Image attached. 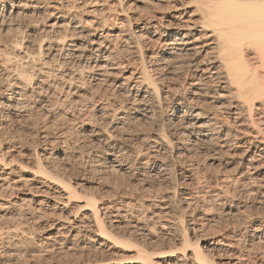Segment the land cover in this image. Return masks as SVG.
Listing matches in <instances>:
<instances>
[{"label":"bare ground","instance_id":"bare-ground-1","mask_svg":"<svg viewBox=\"0 0 264 264\" xmlns=\"http://www.w3.org/2000/svg\"><path fill=\"white\" fill-rule=\"evenodd\" d=\"M76 1H79L74 5L76 9L93 2ZM137 1L155 4L154 0ZM158 1L167 3L164 8L172 9L173 14H168L165 21L161 20L163 15H159L153 19V25L150 18L140 16H124L119 22L131 25L134 20L137 22L134 32L139 36L144 32L158 35L153 45L162 43L151 66L144 64L142 53L140 68H132L128 75H118L125 63L115 61L118 56L108 43L109 30H105L110 21L117 20V13L130 9L129 1L112 0L104 9H89L91 19L83 21L70 14L71 8L62 9L61 1H57L50 6L56 11L53 21L34 33L39 43L28 45L24 40L11 43L12 58H18L22 68L10 65L15 59L11 62L9 55L3 57L5 63L11 62L8 67L3 60V64L0 63L7 67L3 75L8 80L0 90V128L25 120L27 116L26 98L30 93L27 89L31 88L34 76L32 72L27 76L28 67L37 66V72L46 77L54 75L66 79V75L70 82L65 89L67 92H71L70 87L84 74L98 82L111 79V100L106 93L107 98L100 94L96 99L89 94L94 115H97L80 126L105 145V157L101 162L92 163L89 170L97 174L99 180L127 175L128 182L125 188L122 184L112 192L106 184L99 186L100 192H86L84 186L92 181L84 177L72 180L67 174L46 171L42 168V156L63 157L67 148L63 145L64 137H51L53 134L50 136L42 130L37 133V144L43 145L44 151L35 154L37 174H18L12 167L14 156L9 154L15 145L4 150L0 140V197L7 199L0 200V211L8 216L18 214L25 221L41 225L43 233L39 243L48 248L83 253L96 249L95 244L106 246L111 235L118 231L124 240L116 238L117 242L125 245L131 242L134 247L135 256L127 262L96 257L80 264H245L248 260L235 249L239 241L232 231L200 245L199 241L205 239L200 238L199 233L207 226V221L199 222L200 216L193 212L204 197L220 196L219 187H238L264 202V8L260 0H255L253 5L245 4L244 0H156V3ZM28 2L0 0V27L7 32L18 29L23 11L38 5ZM92 20H96L93 29H84V24ZM150 28H154L153 31ZM117 34H112L111 38ZM35 53L43 57L38 62L31 58ZM163 82L168 83L165 88L160 87ZM178 89H181L180 94H177ZM163 99H170L171 104L159 128L146 134L128 132L133 120L138 122L154 116L153 105L159 106ZM200 158L207 159L208 165H221L222 161L233 163V175L214 181L205 175V182L197 185L198 174L193 173L199 172L195 159ZM174 162L183 165L173 184L180 187L173 193L174 200L156 193L146 198L143 192L147 183L168 176L169 165ZM193 186L210 187L215 193L212 196L208 195L209 190L194 192L187 188ZM231 209L233 206L227 207ZM258 219L247 237L251 246L256 243L263 247L264 214ZM16 232L7 229L0 233V238L18 237ZM158 236L172 237L184 248L145 245V239ZM254 264L264 262L258 260Z\"/></svg>","mask_w":264,"mask_h":264},{"label":"rangeland","instance_id":"rangeland-1","mask_svg":"<svg viewBox=\"0 0 264 264\" xmlns=\"http://www.w3.org/2000/svg\"><path fill=\"white\" fill-rule=\"evenodd\" d=\"M28 1H29L28 3L30 4H36V5L38 4V5L36 7L37 9L26 8L23 11V14L20 17V21H19L21 23L20 26L21 30L19 27L18 29L13 28L12 30L7 32L6 28L3 29L0 27V63L2 60L4 62L5 58L3 57L8 55H9L8 57L11 58L10 61L11 60L13 61L15 59V61H13L14 64H12L13 63L12 61H11L12 63L10 61H8L7 63L4 62L7 65V67L11 63L10 65H13L14 67L17 66L20 69L22 68L20 63L21 61L18 60V58L16 57L12 58L14 57V54L12 53L13 49L11 46L12 44H14V41L24 40L23 43L29 42L28 45H30V42H34V43L40 42L39 40H37L38 36L34 33L38 32V30L42 26H45L47 25V23L53 21L52 17L53 14L56 13V11L53 9V7H50L51 4L56 3L57 1L58 2L61 1L60 3H62L63 6L62 9L71 8L70 14H72L73 17L74 16L75 17L78 16L77 18L81 17L80 19L83 21L85 19H89V20L91 19L90 16L92 15V13L89 12L87 13L89 9H90L89 11L93 9L99 10L100 8L104 9L108 5L106 4L107 2L112 3L111 2L112 0H103V1L93 0V2H89L88 4L83 5L76 9L74 5H77L79 3V1L76 0H56V1L28 0ZM128 1H129L128 4H130L128 9L129 8L130 9L127 12L117 13L116 16L117 20L113 22L110 21V24H108L107 27L108 29L105 30V31L109 30V34H107L109 37L108 43L109 45H111L113 52L118 56V59L115 61L116 62L118 61L119 63H125L124 64L125 66L123 67L124 69H121L120 73H118V75L120 74V76L122 74L128 75L129 72L134 67L137 69L140 68L141 61L139 56H141L142 53L145 59L144 64L145 65L147 64L146 66H151L153 56L158 52V48L160 44H162L159 43L156 44L155 46L153 45L156 43V40L158 39L157 38L158 35L153 36L151 33L144 32L143 35L139 36L138 32H134L136 30L135 26L137 24V22H135L134 20L132 21L131 25H129L126 22L123 23L124 25L119 24L120 20H122L124 16H131L132 18L134 17L138 18L140 16L141 18L142 17L150 18V20H152L150 22L153 25L155 23V20L153 19L158 18L159 15H163L161 20L165 21L167 19L166 16L168 14L170 13L173 14L171 8H167V9L166 7L164 8V5L167 3H163V2L160 3L159 1L158 3H156V0H154L155 4L153 3L142 4L137 0H125V2ZM70 5L71 7H69ZM135 5L136 8L134 7ZM152 16H156V17H152ZM95 21L96 20H92L91 22L89 21L87 24H84L85 28L84 27L83 28L86 30L93 29V26L96 25ZM116 23H118L119 25H116ZM139 25L142 24L139 23ZM118 26L119 27L122 26V27L119 29ZM150 29L153 31L154 28H150ZM115 33H119V35L117 34L115 37H113L114 39L111 38L112 34L114 36ZM24 46L25 45L22 44L23 50H24ZM28 50H30L29 47ZM41 57L42 56L39 53L31 54V58L35 62H38ZM3 62L1 64H3ZM5 64L3 66L0 65V71L2 73L1 75L2 77L0 76V87H1L0 90L3 89L5 84H7L8 82L7 76H5V74L3 75V72L5 73L6 72L5 70L7 68L4 67L6 66ZM51 65H55V64L51 62ZM35 68H37V66H35L34 68L33 66H31V68L30 67L27 68V70H29L30 72L27 70L25 71L27 73V76L31 72H32V76L34 74V76L32 77L33 80L31 81L32 82L31 88L27 89L28 93L29 91L30 93L26 98L27 102H26L25 112L27 116L25 117V120L23 118L22 119L23 121L19 120V121H15V123L14 122L8 123L4 127L0 128V140L3 141L1 146L5 147L4 150L7 148V146L15 145L13 147L14 149H12V151H10L9 153L12 154V156H14L16 162L13 163L14 165H12V167H14L16 171L18 170L17 173L18 174L20 173V175L27 176L33 173L34 174L38 173L37 164L35 162L37 160V157H35L36 156L35 154L43 150V145H41L40 143L37 144V133L43 130L49 132L50 136L53 134L51 137H54V135L64 137L65 143L63 145L67 148V149L65 148L66 152H65V156L63 157L47 158L45 156H42L41 159L42 168H44L46 171L51 173H59V174L63 173V175L67 174L66 176L69 177L71 176L72 180L81 179L84 177L90 180V182L92 181L91 183H88L87 185L84 186V190L86 192H98L100 188L99 186L105 184L106 186H108V190L111 189L110 192H112L115 188H117V186H122V184H123L122 187L126 186L128 182L127 175L121 177L107 176L105 178L100 179L101 182L99 183V185L98 183H96L100 181L99 177L97 174L92 173L89 170V168L90 165L95 161L101 162V160H103V158L106 155L105 145L103 142L99 143L95 138L89 136L86 130L80 126L81 123L84 121H89V122L92 121L94 117L97 115V114L94 115L95 113H94V109L92 108V102H91V98H89L90 96L89 94H92L95 99L97 96L100 97V94H104V96L102 95L104 98L106 97V95H108L107 97L109 98V100H111L110 98L112 91L110 89L111 87L109 86V82L111 81V79L110 81L106 80L104 82L103 81L98 82L97 80L95 81L94 79L93 80L90 79L88 75L84 74L83 77L79 78L78 81H75L74 85L70 87L71 92L70 91L67 92L66 90L68 89L67 84L69 80L68 81L66 80L67 79L66 75L64 76V78L66 79H63L60 76L56 77L54 75H50L46 77L45 74L38 73L37 69ZM68 71L69 70H66L65 72L68 73ZM115 71L116 70H114V72ZM59 72L60 71H58V73ZM96 77H98V75H96ZM119 78L120 77H118V79ZM38 80L41 81L38 82ZM160 84L162 86H160ZM160 84H159L160 87L165 88L164 85H167L168 83L163 82ZM39 88L40 89L43 88V89L40 90ZM32 90L35 91L31 92ZM37 91H42V92H37ZM74 91L75 93L72 94V92ZM180 93H181V89L180 90L178 89L177 94ZM158 104L159 106L157 104L153 105L155 111L154 112L155 115L154 114L153 115L156 118L152 116L148 120L144 119L143 121H141L142 120L141 118L139 119L140 122L139 121L137 122V120H133L131 122L130 130L128 129L129 130L128 132L129 133L137 132L140 134H146L159 128L160 125L163 124L162 122L165 120V117L170 111L169 105L171 104V101L170 99H163L161 100V103ZM20 152L24 154H21ZM43 152L44 151H42V153ZM223 159L225 161L227 160L225 157ZM195 160H196V164L198 165V171H199L198 173L195 172L193 173L194 176L198 174L196 176L197 185L203 184L207 179V177L208 179L210 178L212 181H214L215 178H219V177L222 178L227 175L229 176L233 175V170H234V168H232V166L234 165L233 163L225 164L222 161L221 164L222 166L218 165L217 163L208 165L209 163L207 159L200 158ZM18 164L19 166L21 165L22 170L21 167L19 168ZM182 166L183 165L180 164L179 162L171 163L168 168L169 169L168 176L160 179H154L152 181L150 180L147 183L148 187L146 186L147 189L144 190L143 195H145L146 198H148L149 195L156 193L157 195L167 196V198L168 196H170V199L168 200L173 201L174 200L173 193L176 190L177 191L180 190L179 189L180 187H175L173 186V184L175 182V178L179 177L178 172L181 171L180 169L183 168ZM39 174L38 176H40ZM197 185L195 184V186ZM195 186L187 187V188H189V190L194 192L202 191V190L205 191L207 190L206 192H208L209 190L210 193L208 195L211 194L212 196L215 193L214 191H212V189H210V187H195ZM122 187H118V188H122ZM219 189L223 191L222 192L220 190L221 192L220 196L213 197V199H211V197L209 196L208 198L204 197L203 199L204 203L203 201H201V204L199 203L200 204L199 207L197 205L198 209H196V211L193 212V215H197V217L200 216L198 218L199 222L207 221V226H205L204 230L199 233V237L205 239L199 241L200 245L207 241L212 240L213 238L219 236L224 232L232 231L233 234L235 235V240L239 241L236 242L237 245H235L236 246L235 249L240 250V252L243 254V258H245V260H248V261H244L245 264H254L258 260L264 262V246L263 247L258 246L256 245V243L254 244V246L253 245L251 246L249 238L247 237L249 230L253 226L258 224L259 222L258 218L262 217L264 214V202L257 201L255 198L257 196L253 194L249 195L248 193H244L238 187L236 188L219 187ZM149 190L150 193H148ZM1 199L4 201L7 200L3 197H0V200ZM230 206H233V209L227 210V207ZM0 214H1L0 233L7 231V229H9L10 231L18 232V233L16 232L18 234V237L16 235L15 236L12 235L10 236L11 238L8 237L9 238L8 240H6L7 238H2V239L0 238V264H77V263L80 264L83 262H87L89 260H93L96 257L99 260L100 259L108 260L110 258H115L113 259V261L117 259H121V262H127L129 260H132L131 258L135 256V251L133 249L134 247H132L133 245L131 246V242L130 244H126V245L117 242V240L119 241L122 239V237H120L121 233H119V231L111 235L112 237L109 238V241L107 242L108 244H106V246H98V244H95L96 249L79 253L78 250H76V252L75 251L73 252V250L66 251L65 248H62L61 250L58 248H50V247L48 248L45 245L42 246L39 243L40 242L39 239L41 238V235L43 233L41 225L34 224L31 221H25V219H23L18 214L8 216V215H4L1 211ZM189 218L190 216H187V219ZM23 227L25 228V230H21V228ZM113 236H115L114 237L115 239L113 238ZM23 238L26 240H24ZM144 241H145V245L150 248L164 247V249L172 248L178 250L184 248L182 245L181 246L178 245L176 243V240L173 239L172 237L168 238V237L158 236L152 239L147 238ZM187 247L192 248V246H187ZM11 253L14 255H12Z\"/></svg>","mask_w":264,"mask_h":264},{"label":"snow or ice","instance_id":"snow-or-ice-1","mask_svg":"<svg viewBox=\"0 0 264 264\" xmlns=\"http://www.w3.org/2000/svg\"><path fill=\"white\" fill-rule=\"evenodd\" d=\"M244 3L247 5H253L255 3V0H244ZM260 5L262 8H264V0H260Z\"/></svg>","mask_w":264,"mask_h":264}]
</instances>
